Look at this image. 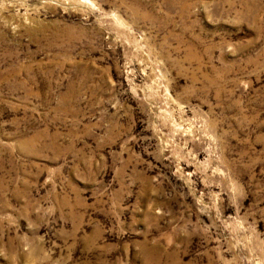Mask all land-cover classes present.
Masks as SVG:
<instances>
[{
    "label": "rangeland",
    "instance_id": "obj_1",
    "mask_svg": "<svg viewBox=\"0 0 264 264\" xmlns=\"http://www.w3.org/2000/svg\"><path fill=\"white\" fill-rule=\"evenodd\" d=\"M0 264H264V0H0Z\"/></svg>",
    "mask_w": 264,
    "mask_h": 264
}]
</instances>
